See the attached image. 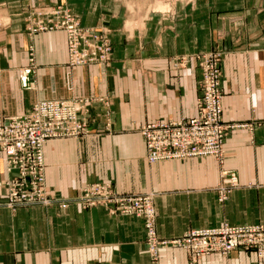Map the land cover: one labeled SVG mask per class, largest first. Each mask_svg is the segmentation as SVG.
<instances>
[{
    "label": "crops",
    "instance_id": "0c3cea01",
    "mask_svg": "<svg viewBox=\"0 0 264 264\" xmlns=\"http://www.w3.org/2000/svg\"><path fill=\"white\" fill-rule=\"evenodd\" d=\"M65 5L89 29L106 32L110 65L70 64L65 31H36L31 19ZM219 50L223 117L230 131L223 163L213 157L151 163L144 125L197 113V56ZM30 68V87L21 69ZM95 99L90 135L44 146L50 206L0 203V264H264L238 248L193 262L180 248L153 256L145 220L86 208L81 189L108 181L120 193H155L157 231L264 226V0H0V124L41 100ZM240 186L224 203L222 172ZM10 177L0 152V202Z\"/></svg>",
    "mask_w": 264,
    "mask_h": 264
},
{
    "label": "built area",
    "instance_id": "2783aa9c",
    "mask_svg": "<svg viewBox=\"0 0 264 264\" xmlns=\"http://www.w3.org/2000/svg\"><path fill=\"white\" fill-rule=\"evenodd\" d=\"M46 10L31 19L30 24L36 31H65L71 65L110 64L112 47L106 33L83 30L73 15L61 7ZM198 61L202 78L196 115L180 121L149 123L141 128L148 159L153 163L222 158L230 131L239 126L226 123L223 117L222 53L213 51L198 55ZM30 72V68L21 72L25 87L31 86ZM93 102L95 99L89 98L41 100L29 113L10 117L0 124V152L5 156L10 174L3 205L16 209L53 204L54 199L45 186L44 146L53 139L89 135L92 132L89 112ZM78 198L86 208L103 206L113 215L142 217L148 249L153 256L163 248L176 247L186 250L190 260L196 262L211 253L227 254L244 247L264 257L262 226L225 225L162 240L156 232L157 211L152 195L120 193L111 182H104L86 187Z\"/></svg>",
    "mask_w": 264,
    "mask_h": 264
},
{
    "label": "rangeland",
    "instance_id": "374dc122",
    "mask_svg": "<svg viewBox=\"0 0 264 264\" xmlns=\"http://www.w3.org/2000/svg\"><path fill=\"white\" fill-rule=\"evenodd\" d=\"M58 7H61V8H63V9H65V10H67V11H69L72 15H73V17L77 20V22H78V25H79V27L80 28H82L83 30H88V31H98V32H102L103 34H105L106 32H104V31H101V30H99V29H89V28H85V27H83L82 25H81V23H80V21H79V19L72 13V11L69 9V8H67L65 5H59V6H54V7H52V8H58ZM51 8V7H50ZM49 9V8H48ZM45 11H47V10H45ZM44 12V11H43ZM35 22H36V20H34ZM35 22H34V25H35ZM42 32H49V31H42ZM91 33V32H90ZM67 34V33H66ZM107 35V34H106ZM68 38V37H67ZM109 38V37H108ZM110 40V39H109ZM111 43V42H110ZM111 47H112V44H111ZM68 49H69V43H68ZM112 51H113V49H112ZM213 51H219V50H213ZM213 51H210V52H213ZM221 52V51H220ZM205 53H209V52H205ZM205 53H201V54H199V55H203V54H205ZM222 53V52H221ZM197 59H198V56H197ZM222 59H223V53H222ZM111 62H112V54H111V61H110V64H111ZM94 64H104L103 62H100V63H94ZM109 64V65H110ZM105 65H107V63L105 64ZM76 66V65H75ZM77 66H83V65H77ZM21 72H22V69H21ZM21 72H20V78H21ZM82 98H84V97H82ZM72 99V98H71ZM37 103V102H36ZM94 103V102H93ZM92 103V104H93ZM236 125H239V124H236ZM242 126H244V125H239L238 127H242ZM237 128V127H236ZM91 129V128H90ZM235 129V128H234ZM91 134V133H90ZM89 134V135H90ZM224 155H225V148H224V154H223V157L222 158H215V157H213V158H215L219 163H223V159H224ZM147 157H148V155H147ZM149 160V159H148ZM150 161V160H149ZM151 162V161H150ZM151 163H153V162H151ZM155 163H157V162H155ZM8 171V170H7ZM8 180V179H7ZM6 180V181H7ZM6 181L4 182V187H5V189H6V186H5V184H6ZM104 182H108V181H104ZM104 182H96V183H91V184H89V185H87L86 187H88V186H90V185H94V184H98V183H104ZM113 184V183H112ZM45 186H46V181H45ZM240 186V184H239V181L237 180V178L235 177V174H233L232 172H230V171H223L222 172V179H221V181L219 182V184L217 185V187H216V192H217V195H218V200H219V202H221V203H224L225 201H227L228 200V198H229V195L237 188V187H239ZM86 187H84V188H82L81 189V192L79 193V195L82 193V191L86 188ZM116 189V188H115ZM46 190H47V188H46ZM117 190V189H116ZM118 191V190H117ZM48 192V191H47ZM119 192V191H118ZM6 193H7V189H6ZM49 194V193H48ZM126 194H133V195H152L153 196V198H154V204H155V208H156V211H157V207H156V203H155V199H156V194L155 193H144V194H136V193H126ZM51 196V195H50ZM6 198H7V196H5L4 197V199H2V201L0 202L2 205L4 204V202L6 201ZM53 198V197H52ZM54 199V201H55V198H53ZM54 203V202H53ZM5 206V205H4ZM7 207V206H6ZM21 207H28V206H21ZM8 208V207H7ZM20 208V207H19ZM17 209V208H16ZM157 219H158V211H157V217H156V232H157V235H158V237L160 238V239H162V240H170V239H165V238H161L160 236H159V234H158V231H157ZM225 225H230V224H228V223H225V224H223V225H221V226H218V227H213V228H220V227H223V226H225ZM231 226H245V225H231ZM249 226H261V225H249ZM262 227H264V226H262ZM145 228H146V225H145ZM201 229H212V228H200V229H190V230H188V231H186L183 235H180V236H178V237H174V238H171V239H177V238H179V237H182V236H184L186 233H188V232H191V231H194V230H201ZM146 237H147V233H146ZM167 248H176V247H166V248H163V249H167ZM239 248H243V249H246V248H244V247H239ZM163 249H161V251L163 250ZM180 249H182V248H180ZM238 249V248H237ZM182 250H184V249H182ZM234 250H236V249H234ZM234 250H232V251H234ZM246 250H251V249H246ZM160 251V252H161ZM186 253H187V251L186 250H184ZM231 251V252H232ZM254 251V250H253ZM231 252H229V253H231ZM256 252V251H255ZM229 253H227V254H229ZM212 254V253H211ZM220 254H222V253H220ZM227 254H223V255H227ZM258 254V253H257ZM187 255H188V257H189V254L187 253ZM207 256V255H206ZM259 256V255H258ZM260 257V256H259ZM190 258V257H189ZM201 259V258H200ZM200 259H198V260H200ZM197 260V261H198Z\"/></svg>",
    "mask_w": 264,
    "mask_h": 264
}]
</instances>
